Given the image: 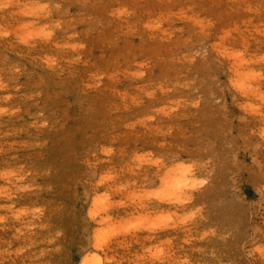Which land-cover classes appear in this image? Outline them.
Wrapping results in <instances>:
<instances>
[{"label":"rangeland","instance_id":"1","mask_svg":"<svg viewBox=\"0 0 264 264\" xmlns=\"http://www.w3.org/2000/svg\"><path fill=\"white\" fill-rule=\"evenodd\" d=\"M263 134L264 0H0V264H264Z\"/></svg>","mask_w":264,"mask_h":264},{"label":"bare ground","instance_id":"2","mask_svg":"<svg viewBox=\"0 0 264 264\" xmlns=\"http://www.w3.org/2000/svg\"><path fill=\"white\" fill-rule=\"evenodd\" d=\"M25 8H26V11H25V13L27 14V15H30V16H32V17H34L35 19H38V20H40V19H42V15L44 14L43 13V11H44V8L43 7H41V6H39L38 5V3L37 4H35V5H30V4H26L25 6H24ZM240 86V88H239V90H241V91H245V87H244V85H239ZM262 136V138H264V134L263 135H261ZM205 181V180H204ZM207 182V181H206ZM180 183V182H179ZM96 206H99V201H97L96 202V204H95ZM1 209H3V206H1V204H0V210ZM4 221V218L3 219H1V222H3ZM113 245V244H112ZM112 245L110 246L109 245V249L112 247ZM97 249H100V247H101V245H97ZM91 264V263H90Z\"/></svg>","mask_w":264,"mask_h":264}]
</instances>
